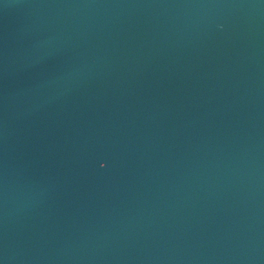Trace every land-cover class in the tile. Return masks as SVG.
<instances>
[{"label":"water","instance_id":"95a60500","mask_svg":"<svg viewBox=\"0 0 264 264\" xmlns=\"http://www.w3.org/2000/svg\"><path fill=\"white\" fill-rule=\"evenodd\" d=\"M0 264H264V0H0Z\"/></svg>","mask_w":264,"mask_h":264}]
</instances>
